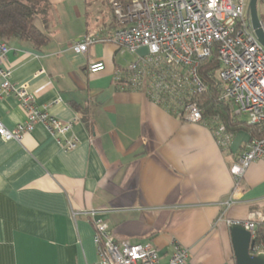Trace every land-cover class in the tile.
Returning <instances> with one entry per match:
<instances>
[{
    "label": "crops",
    "instance_id": "crops-1",
    "mask_svg": "<svg viewBox=\"0 0 264 264\" xmlns=\"http://www.w3.org/2000/svg\"><path fill=\"white\" fill-rule=\"evenodd\" d=\"M49 2L48 25L36 21L47 41L10 39L7 66L38 105L74 122L70 135L79 141L65 150L41 123L22 141L0 136V264H98L93 212L119 241L153 243L162 263L178 242L188 249L185 264H236L225 219L264 212L263 159L250 164L242 199L217 220L250 134L239 131L223 146L210 124L183 120L146 90L124 87L116 73L136 56L111 41L75 51L87 37L113 33L109 0ZM96 61L106 69L91 73ZM25 119L14 95L0 100L1 124Z\"/></svg>",
    "mask_w": 264,
    "mask_h": 264
},
{
    "label": "built area",
    "instance_id": "built-area-1",
    "mask_svg": "<svg viewBox=\"0 0 264 264\" xmlns=\"http://www.w3.org/2000/svg\"><path fill=\"white\" fill-rule=\"evenodd\" d=\"M116 22L113 33L106 38L87 37L74 45L77 52L100 41L114 43L121 53L135 55L126 70L116 73V80L134 89H144L150 99L171 108L180 118L203 122L201 107L190 100L193 94L203 92L206 84L199 75L201 63L217 56L221 64L216 74L221 82V98L234 105L236 114L246 115L251 123L264 122V45L251 23L247 0H109ZM261 18V17H260ZM264 28V19L261 18ZM146 48L145 53H140ZM10 45L0 40V100L14 95L26 119L15 128L0 123V136L6 140L22 141L27 132L43 124L65 150L74 149L78 138L71 134L73 121H63L53 115L48 106L38 105L30 85L15 84L7 66ZM91 73L106 69L103 61L90 64ZM62 102L54 99L52 105ZM216 135L227 146L231 134L219 125ZM264 160V137L250 139L239 159L231 166L235 178L232 191L222 202L225 212L243 196L242 180L250 164ZM95 227L94 239L98 246V264H185L188 249L175 242L166 263L153 243L133 244L119 241L109 230L107 222L91 213ZM228 225L243 224L255 238L264 212L254 210L245 221L225 219ZM259 248V247H258ZM260 248L258 249V251Z\"/></svg>",
    "mask_w": 264,
    "mask_h": 264
},
{
    "label": "trees",
    "instance_id": "trees-1",
    "mask_svg": "<svg viewBox=\"0 0 264 264\" xmlns=\"http://www.w3.org/2000/svg\"><path fill=\"white\" fill-rule=\"evenodd\" d=\"M50 11L49 0H0V40L9 42L10 39L20 38L36 45L45 43L48 35L39 28L36 21L40 18L47 26ZM220 69L221 64L216 55L205 59L200 65L199 75L204 80L206 89L193 94L190 100L201 107L203 122L213 128L223 125L231 135L245 131L250 134L251 139L263 138L264 122H249L247 117L236 114L232 102L221 98L222 86L216 76ZM255 242L257 247L264 250V221L257 226Z\"/></svg>",
    "mask_w": 264,
    "mask_h": 264
},
{
    "label": "water",
    "instance_id": "water-1",
    "mask_svg": "<svg viewBox=\"0 0 264 264\" xmlns=\"http://www.w3.org/2000/svg\"><path fill=\"white\" fill-rule=\"evenodd\" d=\"M258 2L259 0H250L247 11L256 35L264 45V28L258 10ZM229 230L236 264H264V251H258L259 248L256 246L255 238L250 230L240 223L230 224Z\"/></svg>",
    "mask_w": 264,
    "mask_h": 264
},
{
    "label": "rangeland",
    "instance_id": "rangeland-1",
    "mask_svg": "<svg viewBox=\"0 0 264 264\" xmlns=\"http://www.w3.org/2000/svg\"><path fill=\"white\" fill-rule=\"evenodd\" d=\"M250 0H247V4H249ZM258 10H259V14H260V17L264 19V1L261 2L259 0L258 2ZM127 57H130V56H127ZM244 117H246V115H243Z\"/></svg>",
    "mask_w": 264,
    "mask_h": 264
}]
</instances>
